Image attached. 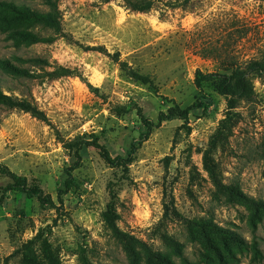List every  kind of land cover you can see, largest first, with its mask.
I'll return each mask as SVG.
<instances>
[{
    "label": "rangeland",
    "instance_id": "rangeland-1",
    "mask_svg": "<svg viewBox=\"0 0 264 264\" xmlns=\"http://www.w3.org/2000/svg\"><path fill=\"white\" fill-rule=\"evenodd\" d=\"M2 1L48 9L41 0H0V59L35 73L0 70V88L47 117L0 105V264H156L148 252L174 264H264V208L230 193L264 202V81L251 75L252 101L233 108L215 81L195 83L197 69L228 73L263 54L264 0H153L148 11L123 0H56L55 27ZM61 67L69 73L56 75ZM200 94L210 99L205 113L162 121L137 144L145 119L156 123L169 105L185 108ZM93 135L115 162L93 146H64ZM132 145L125 167L116 158ZM7 170L50 194L53 206L4 190ZM107 209L122 238L106 229ZM204 223L224 238L202 241Z\"/></svg>",
    "mask_w": 264,
    "mask_h": 264
},
{
    "label": "trees",
    "instance_id": "trees-1",
    "mask_svg": "<svg viewBox=\"0 0 264 264\" xmlns=\"http://www.w3.org/2000/svg\"><path fill=\"white\" fill-rule=\"evenodd\" d=\"M47 7V11L41 12L36 10H31L26 6L17 7L12 2L2 1L1 5L3 8L14 7L19 9V14L24 18H32L35 22L47 24L50 27H55L57 24V18L59 16V10L56 0H41ZM109 1V0H104ZM126 5L132 10L137 11H148L153 5V0H123ZM14 34L19 36H31L34 35L30 32L19 31ZM35 41V39H34ZM23 62H30L37 65H42L45 60L41 57H27L21 58ZM122 66H126L122 64ZM0 70L9 73L12 76L20 78H30L33 77L35 73L29 71L27 67L12 63L9 59H0ZM129 74L132 78L140 80L142 83L149 82V77L147 75L139 74L138 72L129 69ZM69 70L67 68L61 67L58 71L56 70V75H65L68 74ZM251 75H256L262 81H264V52L258 59L250 60L244 67H233L228 73H217V72H207L203 73L199 69L195 72V83L200 88V83L202 81H215L216 89L218 93L228 97L229 107H235L236 101L245 100L251 102L254 94V87L251 82ZM210 99L200 94L190 105L185 108H181L178 104H171L166 108V111H161L158 114L157 122L153 123L152 121L145 119L144 120V131L140 134V140L137 144H140L141 141L148 138L153 128L158 126L162 121L172 120L174 118L185 119L190 113L202 114L208 108ZM0 105L10 108V109H19L25 112H29L32 116L44 120H47L44 112L40 110L32 101L27 98H19L4 93L0 88ZM92 140H72L64 143V146L73 149L76 153L79 149L85 146H93L97 148L102 156V158L107 162H115V159H112L106 148L98 142L97 135H93ZM136 147H132L126 152L127 157H117V162L123 163L126 165L133 160V152ZM6 170V169H5ZM211 170V168H210ZM10 177L11 181L8 183L4 190H16L20 193H23L29 197H35L41 205H52L53 199L50 194L44 193V191L34 185H30L25 176H20L11 171H5ZM112 192V191H111ZM232 196L242 201L248 202L253 205L254 209L258 210L264 208V202L257 200L251 196H248L240 189H232L230 192ZM113 196V192H112ZM115 214L112 209H107L102 212V220L104 221L106 229L110 234L116 238H122V233L117 229L115 224ZM223 230L217 227L214 223H204V230L202 231L201 240L205 243H211L212 236H222L221 233ZM222 238H224L222 236ZM231 240H237L235 234H232L230 237ZM124 244L128 247L129 251L137 256L132 249L131 238L128 237L124 240ZM213 247L212 245H210ZM217 247V245H216ZM218 248V247H217ZM148 256H152L156 264H174L170 257L167 254L160 252H148ZM58 264V263H54ZM228 264V263H222Z\"/></svg>",
    "mask_w": 264,
    "mask_h": 264
}]
</instances>
